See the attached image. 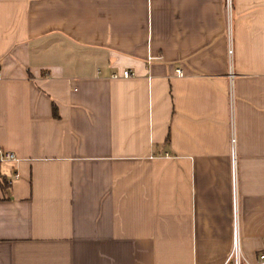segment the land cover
Returning a JSON list of instances; mask_svg holds the SVG:
<instances>
[{"label":"crops","instance_id":"1","mask_svg":"<svg viewBox=\"0 0 264 264\" xmlns=\"http://www.w3.org/2000/svg\"><path fill=\"white\" fill-rule=\"evenodd\" d=\"M0 149V264H255L264 0H0Z\"/></svg>","mask_w":264,"mask_h":264},{"label":"built area","instance_id":"2","mask_svg":"<svg viewBox=\"0 0 264 264\" xmlns=\"http://www.w3.org/2000/svg\"><path fill=\"white\" fill-rule=\"evenodd\" d=\"M230 2H231V0H226L227 6H230ZM177 74L180 76L183 75L181 70H178ZM132 76H133V73L129 70H123L122 72H118L117 74L113 75L114 78H121V79L130 78ZM7 161L16 163L17 158H16L15 154L8 152V151L6 152V151L0 149V163H6ZM232 247H233V250H232L228 260L226 261L227 264L230 262L232 264H242L237 233H235ZM256 261L257 262L255 264H264V244H263L262 250L257 255Z\"/></svg>","mask_w":264,"mask_h":264},{"label":"trees","instance_id":"3","mask_svg":"<svg viewBox=\"0 0 264 264\" xmlns=\"http://www.w3.org/2000/svg\"><path fill=\"white\" fill-rule=\"evenodd\" d=\"M0 186L3 190L8 188V184H7L6 180L2 177L0 178Z\"/></svg>","mask_w":264,"mask_h":264},{"label":"rangeland","instance_id":"4","mask_svg":"<svg viewBox=\"0 0 264 264\" xmlns=\"http://www.w3.org/2000/svg\"><path fill=\"white\" fill-rule=\"evenodd\" d=\"M227 4V3H226ZM229 6H227V8H228Z\"/></svg>","mask_w":264,"mask_h":264}]
</instances>
